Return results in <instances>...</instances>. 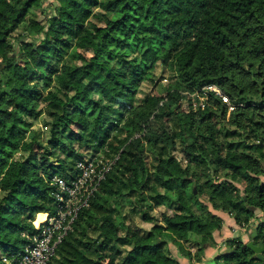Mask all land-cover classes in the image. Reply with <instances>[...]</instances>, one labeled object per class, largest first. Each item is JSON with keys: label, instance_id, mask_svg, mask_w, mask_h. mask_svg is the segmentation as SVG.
<instances>
[{"label": "trees", "instance_id": "obj_1", "mask_svg": "<svg viewBox=\"0 0 264 264\" xmlns=\"http://www.w3.org/2000/svg\"><path fill=\"white\" fill-rule=\"evenodd\" d=\"M46 1L0 0V251H22L38 213L55 212L53 176L69 182L98 154L115 160L48 264H181L215 246L217 212L264 247V219L251 222L264 211V0ZM163 79L161 94L139 89ZM209 84L233 110L213 93L182 109ZM224 243L212 264H264L240 236Z\"/></svg>", "mask_w": 264, "mask_h": 264}, {"label": "built area", "instance_id": "obj_2", "mask_svg": "<svg viewBox=\"0 0 264 264\" xmlns=\"http://www.w3.org/2000/svg\"><path fill=\"white\" fill-rule=\"evenodd\" d=\"M211 93L217 95L227 105L228 112L234 109V105L221 89L215 84H209L192 93H185L189 97L187 102L189 110L205 109ZM114 160H105L98 154L78 161L76 164L78 173L69 182L53 176L52 183L56 186L55 212L42 213L44 217L38 223H35V218L33 226L36 231L26 236L22 251L12 255L2 253V261L5 264H48L57 245L71 229L80 209L88 205L91 196L105 178Z\"/></svg>", "mask_w": 264, "mask_h": 264}, {"label": "rangeland", "instance_id": "obj_3", "mask_svg": "<svg viewBox=\"0 0 264 264\" xmlns=\"http://www.w3.org/2000/svg\"><path fill=\"white\" fill-rule=\"evenodd\" d=\"M51 1H56L58 3H62V0H47L46 3H44V6H47V9L48 11L46 13H49L50 12V6L48 5L49 2ZM35 14L37 15H40L41 17L43 16L42 13L40 12L39 9H34L33 10ZM76 15L78 16V18L80 20H85L87 19V16H88V13L86 10H84L83 12H75ZM49 15V14H48ZM21 29H19L18 31H16V34H18L17 32H20ZM29 40V37L28 38H23L22 36H18L16 37V43L14 41H12L11 43H13V48H14V51H17L19 48H23L24 50H27L25 46H23V42L24 41H28ZM76 51L80 54H83L85 57H88L90 55V53L88 51H85L83 50L82 48L80 47H76ZM160 67L159 65L156 66L155 70H154V78L157 79V77H159L160 75ZM163 84H165V79H163L162 81H158L156 83H151L149 81H144L142 83V85L139 87L140 91L141 92H150L152 93L153 95H156V94H161L162 93V88H163ZM187 100L185 99L184 102H183V108L184 110H189V107L187 106ZM177 154V152L175 153ZM180 156V155H178ZM174 194V193H173ZM159 210H165L164 207H160ZM169 212V210H168ZM40 216V215H38ZM36 218V217H35ZM35 220V219H34ZM136 224H138L141 228L143 229H149L152 225H153V221L147 217L145 218H139L137 217L136 218ZM197 238V237H195ZM172 247V245H170ZM214 247V246H213ZM174 248V247H172ZM209 247L207 245H205V248L203 251H197L196 248L192 249V257L189 259V260H186L184 258H181L180 259V262L181 264H212L214 263V258L213 256H215V254H217V250L213 251L210 253L209 251ZM220 252V251H219ZM218 252V253H219ZM0 253L2 254L3 252L0 251Z\"/></svg>", "mask_w": 264, "mask_h": 264}, {"label": "crops", "instance_id": "obj_4", "mask_svg": "<svg viewBox=\"0 0 264 264\" xmlns=\"http://www.w3.org/2000/svg\"><path fill=\"white\" fill-rule=\"evenodd\" d=\"M222 218L223 223L221 225V230L218 232V238L216 239V244L214 247H209L210 253L217 250L219 251L224 250L225 243L224 240L226 238H230L233 236H240L243 242H247L249 239L250 229L239 228L236 223L234 222L233 218L227 214L226 212H217ZM38 215H40L38 213ZM264 219V211L258 212L254 220L252 219L251 222L257 223L258 221ZM186 261V260H185Z\"/></svg>", "mask_w": 264, "mask_h": 264}, {"label": "water", "instance_id": "obj_5", "mask_svg": "<svg viewBox=\"0 0 264 264\" xmlns=\"http://www.w3.org/2000/svg\"><path fill=\"white\" fill-rule=\"evenodd\" d=\"M193 191L196 192L195 188ZM243 247L251 249L255 253V256L264 262V247L255 245L250 237L247 242H244Z\"/></svg>", "mask_w": 264, "mask_h": 264}, {"label": "bare ground", "instance_id": "obj_6", "mask_svg": "<svg viewBox=\"0 0 264 264\" xmlns=\"http://www.w3.org/2000/svg\"><path fill=\"white\" fill-rule=\"evenodd\" d=\"M43 217H44L43 214H40V216H37L35 223H38Z\"/></svg>", "mask_w": 264, "mask_h": 264}]
</instances>
